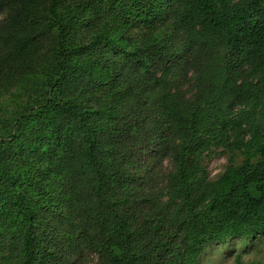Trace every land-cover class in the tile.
Wrapping results in <instances>:
<instances>
[{
  "label": "trees",
  "instance_id": "obj_1",
  "mask_svg": "<svg viewBox=\"0 0 264 264\" xmlns=\"http://www.w3.org/2000/svg\"><path fill=\"white\" fill-rule=\"evenodd\" d=\"M262 234L264 0H0V264Z\"/></svg>",
  "mask_w": 264,
  "mask_h": 264
},
{
  "label": "rangeland",
  "instance_id": "obj_2",
  "mask_svg": "<svg viewBox=\"0 0 264 264\" xmlns=\"http://www.w3.org/2000/svg\"><path fill=\"white\" fill-rule=\"evenodd\" d=\"M94 30L90 27L85 29L90 35ZM131 34H133L131 32ZM227 164L225 155L211 158L206 163V170L210 180L215 179ZM169 168L168 160H164L161 171ZM240 257L243 264H264V235H258L251 239H231L225 244H213L203 249L200 253V264H233L236 257ZM94 256L89 255L78 261L77 264H92Z\"/></svg>",
  "mask_w": 264,
  "mask_h": 264
}]
</instances>
